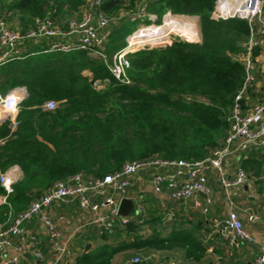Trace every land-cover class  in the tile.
<instances>
[{
    "label": "trees",
    "instance_id": "1",
    "mask_svg": "<svg viewBox=\"0 0 264 264\" xmlns=\"http://www.w3.org/2000/svg\"><path fill=\"white\" fill-rule=\"evenodd\" d=\"M215 1L0 0V19L23 36L15 52L0 60V94L18 86L26 90L18 102L17 124L13 127L8 118L0 123V173L15 164L22 171L12 183L13 193L0 203V224L10 211L25 209L45 188L75 173L102 177L127 161L152 157L196 161L222 145L244 78L240 57L249 28L238 17L211 18ZM140 5L157 22L167 12L197 16L200 41L176 39L128 53L124 77L115 78L108 67L111 54L125 46V34L151 21L121 16ZM85 10L94 14L93 24L98 13L108 19L99 29L103 57L95 56L96 44L69 51L53 47L76 43V33L25 36L36 20L49 19L68 31L69 20ZM156 24L148 25L162 27ZM258 51L259 46L252 47L253 56ZM259 97L251 85L240 99L242 108ZM48 100L56 106L42 110ZM241 153L240 165L260 183L264 149ZM136 188L131 186L129 194L138 196L142 213L115 223L110 234L95 229L93 241L62 264H111L121 252L138 257L131 264H153L152 258L162 264L178 254L182 262H201L206 245L199 230L206 227L205 218L183 219L176 211L165 221L164 213L148 210Z\"/></svg>",
    "mask_w": 264,
    "mask_h": 264
},
{
    "label": "built area",
    "instance_id": "2",
    "mask_svg": "<svg viewBox=\"0 0 264 264\" xmlns=\"http://www.w3.org/2000/svg\"><path fill=\"white\" fill-rule=\"evenodd\" d=\"M93 15L91 10H85L77 21L81 22L83 17L84 22L74 27L70 21L68 31L60 30L49 19L36 20L35 29L26 33L25 36H64L76 33L79 35L76 43L56 44L53 47L69 51L86 49L96 44L99 50L96 51L95 56L103 57L99 29L108 24V19L98 13L95 24H93ZM232 17L244 19L247 22L249 34L243 44L245 53L240 57L244 63V78L227 116L229 130L222 145L212 149L209 155L201 160H166L157 157L136 159L123 163L119 170L102 177L75 173L64 180L54 182L25 209L16 213L10 211L5 221L0 224V264H20L26 251L35 260L39 261L44 258V250L40 245L35 224L44 229L48 248L54 253L53 264L71 261L72 239L86 224L79 225L65 237L63 230L59 228L50 214L52 205L58 202H71L81 208H89L95 215L88 223L93 224L96 230H103L110 234L115 223L124 224L129 217L140 215L143 211L144 207L139 202L138 196L129 194V188L134 186L132 179L136 177L148 180L151 192L155 195L162 194L166 190L167 196L172 201L184 202L204 194L197 206L200 213L207 217L212 204L211 188L208 185V173L211 171L216 172L230 209L225 217L210 219L212 223L210 234L216 235L220 240L224 239L232 247L238 246L241 242L256 245L257 252L249 264H264V243L256 240L246 230L231 200V196L237 194L236 190L243 187L250 180V176L240 163L236 165L235 175L232 178L226 176L222 166L225 157L234 151L245 153L250 149H264V84H261V82L264 83V0H216L211 18ZM22 37L0 19L1 57L9 56L14 49L15 42ZM137 44L128 42L126 46L114 52L108 67L115 78L124 77V69L128 67L127 54L138 50L131 49V46L136 47L134 45ZM254 46H259V51L253 56L252 47ZM251 85H254L260 97L248 103L250 105L246 108H242L240 99ZM25 95L26 90L23 86L14 87L0 94V109L11 120L13 127L17 124L18 102ZM55 106L56 103L53 100H48L42 105V110H52ZM15 170L11 167L0 173V185L4 190L0 203H4L7 196L13 193L12 183ZM124 198L131 199L133 210L130 215L122 216L118 210ZM246 216L251 222L257 219V213L251 210L246 211ZM58 219L66 225L72 223V216L69 215L60 214ZM11 249L13 252L9 253ZM130 262L137 263L139 259L133 257Z\"/></svg>",
    "mask_w": 264,
    "mask_h": 264
},
{
    "label": "crops",
    "instance_id": "3",
    "mask_svg": "<svg viewBox=\"0 0 264 264\" xmlns=\"http://www.w3.org/2000/svg\"><path fill=\"white\" fill-rule=\"evenodd\" d=\"M15 52V50H13ZM12 51V52H13ZM0 51V60L4 59L1 57ZM263 87V85H261ZM4 112L0 109V123L6 119ZM9 119V118H8ZM10 120V119H9ZM11 122V120H10ZM13 128V127H12ZM233 155V160L230 161V157ZM242 157H245L241 152L234 151L222 162L223 169L226 176L232 178L235 175L236 165L239 164V161ZM229 162H232L231 164ZM14 168L15 178L22 176V171L18 165H12L8 168ZM7 168V169H8ZM261 179L260 183L250 179L248 180L243 187H239L236 192V195L231 196V200L234 203V209L236 210L239 218L241 219L246 230L258 241L264 243V163L263 171L259 176ZM144 178L136 177L132 179L133 185L139 187ZM256 183V184H255ZM150 184V183H149ZM148 184V185H149ZM255 184V187H254ZM208 185L211 188V200L212 204L210 207V213L207 217H204L197 206L198 202H201L203 196L200 195L197 197H192L184 202L175 204L176 201H168L166 190L162 194L155 195L151 192V187L149 185V191L155 198H157L151 204L146 202L145 206L148 210L155 209L157 213H164V220L172 219L173 213H176L183 219L191 218L194 214H197V217L201 215L205 218L206 227L199 230L200 235L202 236L203 243L206 245L205 254L200 263H194L191 261L182 262L180 260L179 254L176 257L169 260V263L166 264H187V262L193 264H201L204 259L208 258L206 264H249L252 258L257 252V246L248 244L246 242H241L238 246H230L224 239L220 240L216 235L210 234L212 230V223L210 219L212 217L223 218L227 215L228 210L230 209L227 199L223 193V190L218 182V176L215 171L208 173ZM257 189L260 192V195L254 194V191ZM1 197V195H0ZM259 205V206H257ZM258 207V208H257ZM177 208V209H176ZM251 210L257 213V219L254 222H251L247 219L246 211ZM192 213V214H191ZM50 214L59 226L63 230L65 237L74 231L79 225L86 224L81 231L76 233L72 239V244L70 247L73 250V256L78 253L81 248L90 244L96 234L94 233V226L88 221H91L94 218V212L89 208H81L76 203L71 202H58L54 203L50 209ZM60 214L72 216V223L66 225L63 221L58 219ZM76 214V215H73ZM75 216V218H74ZM179 219V218H178ZM189 223L192 224L190 221ZM38 232V237L40 239V245L44 250V258L42 260H35L31 257L30 253L26 251L20 264H53L54 262V253L49 250L47 245L46 234L44 229L35 224L34 226ZM64 240V239H63ZM220 251V252H219ZM12 249L9 250V253H12ZM127 252L117 253L111 260V264H131L130 260L134 257L133 255L126 256ZM72 256V259H73ZM71 259V260H72ZM177 261V262H175Z\"/></svg>",
    "mask_w": 264,
    "mask_h": 264
},
{
    "label": "rangeland",
    "instance_id": "4",
    "mask_svg": "<svg viewBox=\"0 0 264 264\" xmlns=\"http://www.w3.org/2000/svg\"><path fill=\"white\" fill-rule=\"evenodd\" d=\"M130 17V19L131 20H142V19H144V18H146V19H148V20H153V19H156V15L155 14H153V13H150V12H148V11H146L145 9H144V6L143 5H140L139 6V8L137 9V10H132V11H124L123 12V14L121 15V16H123V17ZM172 16V17H174L175 19H178V20H186V21H193V27H194V29H195V36L193 37V39H188V38H186V37H184V35H182V34H179V33H175V34H172L171 35V37H170V39L168 40V41H166V42H162V43H150V42H144V43H142V44H140L139 46H141V47H137L138 46V44L137 45H134V46H136V47H133V46H131V49L133 48H135V49H142V47H148V48H150V47H154V46H163V45H166V44H170L172 41H174V40H176V39H181V40H183V41H187V42H199L200 41V38H201V35H200V27H199V19H198V17L197 16H193V15H181V14H170V13H165V14H163L162 15V17L160 18V21L159 22H157V23H163V21L164 20H166V16ZM78 18L79 17H74V18H71L70 20H69V22L71 21V24H72V26H76V25H80L81 24V22L83 21L84 22V19H83V17H82V20H81V22H77L78 21ZM13 22V20L11 21V23ZM149 23H147V24H139V25H137L136 27H134L129 33H127V34H125L124 35V40H125V42H126V44H125V46L127 45V43L128 42H130V43H132V42H134L136 39V37L135 36H132L131 34L133 33V32H135L136 31V29L137 28H141V27H144V26H146V25H148ZM156 25H158V24H156ZM150 26V25H149ZM158 26H160V25H158ZM162 26V25H161ZM160 26V27H161ZM156 27V26H155ZM161 31H163V27H161L160 28V32ZM160 32H158V33H160ZM99 33H100V31H99ZM133 34H139V33H133ZM142 34V33H141ZM142 35H144V34H142ZM121 36V35H120ZM119 36V37H120ZM146 36V35H145ZM147 36H151V35H147ZM143 37V36H142ZM153 37V36H152ZM243 44H244V42H243ZM136 51V50H135ZM114 52H116V51H114ZM114 52L111 54L112 56L114 55ZM111 56V57H112ZM110 57V58H111ZM261 84H264V83H262L261 82ZM233 155H231V157H230V161H232L233 160ZM230 164L232 163V162H229ZM250 179H252L251 177H250ZM252 180H254V179H252ZM149 182H148V180H146V179H144V180H142V183L140 184V186L139 187H137V192H139V193H144V199L146 200V202H149L150 204H151V200L152 199H154L155 197L153 196V194H151V192L149 191ZM256 184V183H255ZM255 184H254V187H255ZM255 194H257V195H260V192H258L257 191V189L254 191V194H252L251 196H254ZM261 196V195H260ZM73 215H76V214H73ZM74 218H75V216H74ZM209 258V257H208ZM208 258H206V259H204V261H202L203 263H201V264H206L207 263V260H208ZM152 261H153V264H161V262H159L158 261V259H155V258H152ZM146 262V261H145ZM169 263V260H167V261H164V263ZM175 262H177V261H175ZM164 263H162V264H164ZM165 263V264H166ZM175 264V263H174ZM183 264H185V263H183ZM187 264H193V263H190V262H187Z\"/></svg>",
    "mask_w": 264,
    "mask_h": 264
},
{
    "label": "bare ground",
    "instance_id": "5",
    "mask_svg": "<svg viewBox=\"0 0 264 264\" xmlns=\"http://www.w3.org/2000/svg\"><path fill=\"white\" fill-rule=\"evenodd\" d=\"M155 24V23H150ZM163 27V31L160 32L159 27H155L152 25H146L141 28H137L135 32L133 33H139V34H131L132 36H135L136 41L133 43H138V46L144 42H150V43H162L168 41L169 35L172 34H182L184 37L188 39H193L195 36V29L193 27V21H186V20H178L175 19L172 16H166V20L163 21V23H160ZM158 24V25H160ZM160 32V33H158ZM144 35H142V34ZM146 35V36H145ZM151 35V36H147ZM143 36V37H142ZM153 36V37H152Z\"/></svg>",
    "mask_w": 264,
    "mask_h": 264
},
{
    "label": "water",
    "instance_id": "6",
    "mask_svg": "<svg viewBox=\"0 0 264 264\" xmlns=\"http://www.w3.org/2000/svg\"><path fill=\"white\" fill-rule=\"evenodd\" d=\"M150 23H157V20L153 19L150 21ZM19 178H20V176L17 177V179H19ZM17 179H14V181H16ZM202 196H204V194H202ZM132 210H133V203H132L131 199H128V198L122 199L120 202V205H119V210H118L119 214L122 216L130 215L132 213Z\"/></svg>",
    "mask_w": 264,
    "mask_h": 264
}]
</instances>
